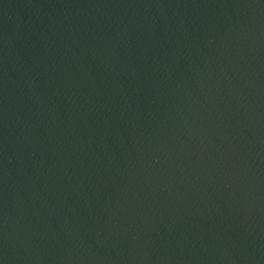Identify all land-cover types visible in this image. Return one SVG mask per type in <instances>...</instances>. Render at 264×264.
I'll list each match as a JSON object with an SVG mask.
<instances>
[{
    "label": "water",
    "instance_id": "obj_1",
    "mask_svg": "<svg viewBox=\"0 0 264 264\" xmlns=\"http://www.w3.org/2000/svg\"><path fill=\"white\" fill-rule=\"evenodd\" d=\"M0 264H264V0H0Z\"/></svg>",
    "mask_w": 264,
    "mask_h": 264
}]
</instances>
